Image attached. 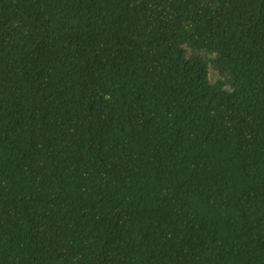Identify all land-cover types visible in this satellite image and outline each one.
Instances as JSON below:
<instances>
[{
    "label": "trees",
    "instance_id": "trees-1",
    "mask_svg": "<svg viewBox=\"0 0 264 264\" xmlns=\"http://www.w3.org/2000/svg\"><path fill=\"white\" fill-rule=\"evenodd\" d=\"M0 264H264V0H0Z\"/></svg>",
    "mask_w": 264,
    "mask_h": 264
},
{
    "label": "rangeland",
    "instance_id": "rangeland-1",
    "mask_svg": "<svg viewBox=\"0 0 264 264\" xmlns=\"http://www.w3.org/2000/svg\"><path fill=\"white\" fill-rule=\"evenodd\" d=\"M209 76H210L211 79L214 78V72H213L212 70H210V72H209Z\"/></svg>",
    "mask_w": 264,
    "mask_h": 264
}]
</instances>
